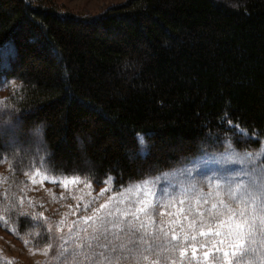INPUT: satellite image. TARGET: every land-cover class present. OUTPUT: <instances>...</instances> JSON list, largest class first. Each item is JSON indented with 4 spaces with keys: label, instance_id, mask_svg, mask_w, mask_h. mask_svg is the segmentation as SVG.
Masks as SVG:
<instances>
[{
    "label": "trees",
    "instance_id": "trees-1",
    "mask_svg": "<svg viewBox=\"0 0 264 264\" xmlns=\"http://www.w3.org/2000/svg\"><path fill=\"white\" fill-rule=\"evenodd\" d=\"M0 132V168L13 176L112 178L115 190L205 148L257 150L264 0H125L97 15L0 0ZM13 195L0 194V215L31 247L46 245L48 227Z\"/></svg>",
    "mask_w": 264,
    "mask_h": 264
},
{
    "label": "rangeland",
    "instance_id": "rangeland-1",
    "mask_svg": "<svg viewBox=\"0 0 264 264\" xmlns=\"http://www.w3.org/2000/svg\"><path fill=\"white\" fill-rule=\"evenodd\" d=\"M56 1L63 9L79 14L97 15L106 8L125 0ZM6 126L12 132L19 128L18 124L15 127H11L10 124ZM15 141L16 137L11 138L7 142V148H11ZM42 143V139L36 137L34 133L29 147L36 151L38 145ZM262 148H264V141L260 148L254 151H241L232 144L226 143L221 150L207 152L209 160H219L222 156L231 153L239 157H244L246 154L255 157ZM204 154L178 167L129 184L120 190L114 189L112 178L101 185L80 178L76 183L65 181L67 185L65 187L60 183L64 177L47 175L42 171L24 173L18 177L13 176L14 172L10 173L0 168V194L5 196L8 193L9 196H15L13 192L20 193L16 197L18 208L14 206V202H10V206L6 207H9L12 212H16L17 208L19 212L30 216L37 225L44 223L48 229H51L48 243L40 248H33L27 239L16 237L14 227L0 215V264H61V262L63 264H217L218 259L222 260V264H264V218L258 213V204L264 203V192H261L259 186L256 190L260 199L257 204L251 206H247L242 201L238 203L239 194L235 200H230L227 192H224L225 203L229 204L233 211L231 218L227 215L224 217L227 222L224 228L219 230L225 233L233 225L240 224L241 227L235 231L242 235L239 239L235 234L227 239L223 235L214 237L216 241L224 240L223 244L217 243L215 246L205 243L203 247L196 244L193 248L185 243L183 247H177V241H172L170 244H155L150 238L146 243H141L138 238L139 233L129 232L126 223L120 227L109 225L107 239H105L98 235V229L91 220L86 224L79 223L85 216H91L92 210L99 208L100 205L107 207L95 213L96 216L114 210V217L128 212L129 215L123 216V219L125 221L131 219V211L139 207L137 202L147 198L143 186L157 180L158 177H164L165 174L172 179H161L160 183L155 185V195L152 197L153 207L157 206V197L163 199L162 190L166 186L175 185L174 191L177 194L182 190L186 193L183 197L184 204H180L177 200L171 207L160 205L162 219L165 221L172 220L174 214L179 213L181 208L187 210L188 201L197 195V191H203L205 194L214 192L215 184L219 181L212 178L220 174L241 178L245 183L256 181L259 185L264 182V156L253 160H224L223 168L217 164H210L203 170L193 166L191 177L173 176ZM47 177L57 178L56 182L50 181ZM180 179L184 180L183 185H180ZM136 185L141 186L139 191L135 190ZM130 188L133 191H128ZM86 206L87 211H85ZM200 207L206 210L210 207V202ZM241 211L244 212L243 217L237 215ZM164 227H168V224L166 223ZM215 230L217 229L214 228L213 231ZM73 233H75L74 236ZM94 236L97 238L93 239ZM198 239L207 238L198 236ZM217 248L220 249L219 252ZM205 251L209 253L207 257L203 255ZM224 252L229 253L228 257H223Z\"/></svg>",
    "mask_w": 264,
    "mask_h": 264
},
{
    "label": "snow or ice",
    "instance_id": "snow-or-ice-1",
    "mask_svg": "<svg viewBox=\"0 0 264 264\" xmlns=\"http://www.w3.org/2000/svg\"><path fill=\"white\" fill-rule=\"evenodd\" d=\"M246 135L245 133H242ZM138 141L141 146H144L145 140L143 136L138 135ZM204 156L197 158L194 161H191L188 166L181 169L178 174H173L175 177H183L187 175L192 176L193 166L197 169L203 170L208 167L210 164L221 165L224 167V160H253L259 159L261 156H264V148L261 149L260 153H257L255 157L251 154H246L244 157H239L235 153H231L225 156H222L219 160H209V153L206 148L204 149ZM243 171V169H241ZM52 182H56L55 177H47ZM80 178L79 177H64L60 180L62 186H67L65 181L76 183ZM170 180L172 177H169L165 174L164 177H158L155 181H150L146 183L144 191L147 198L138 201L139 207L132 210L130 213L131 219L125 221L123 216L129 215L128 212L123 213L121 216H113L114 210H109L103 213L100 216H96L95 213L99 212L100 209L106 208V205H100L99 208L92 210L91 216H85L79 223H87L89 220L93 222V225L98 229V235L107 239L108 226L113 225L114 227H120L126 223L127 229L129 232L139 233V240L141 243H146L147 239L150 238L155 244H170L172 241H177V247H183L185 243L190 244L193 248L196 244L204 246L205 243L211 246H215L217 243L223 244L224 240L216 241L214 237L224 236L227 239L233 234L236 235L237 239L241 237V233L235 231L241 227L240 224H235L233 227L225 233H222L219 229L224 228L225 221L224 217L227 215L229 218L232 216V208L229 204L225 203L224 192H227V196L230 200H235L237 194H239V202H244L247 206L252 204H257L260 196L257 193V187L259 186L261 192H264V182L257 185L256 181H249L245 183L241 178H236L227 174H220L213 177V180L219 181L215 184L214 192H209L205 194L203 191H197V195L193 197L192 200L188 201L187 210L181 208L179 213L174 214V218L170 221H165L162 219L163 213L160 211V205L164 207H171L173 203L177 200L180 204H184L185 200L183 197L186 196L185 191H181L178 194L174 191L175 185L166 186L162 190L163 199L157 197V206L153 207L152 197L155 195V185L160 183V180ZM35 182V181H33ZM180 185L184 184V180L180 179ZM149 185H152L149 187ZM141 188L140 185L135 186V190L139 191ZM128 191H133L130 188ZM203 199H200V198ZM123 202V201H121ZM210 202V207L206 210L202 209L200 205L208 204ZM87 206L85 211H87ZM258 213L264 218V203L258 204ZM239 217L244 216V212L241 211L237 214ZM63 223V221H61ZM168 224V227H164L165 224ZM91 226V225H90ZM217 229L213 231V229ZM51 232V229H48ZM75 233H73V236ZM199 237H205V240H199ZM97 236H94L93 239H96ZM27 245V241L25 242ZM50 246V245H49ZM219 252L220 249L217 248ZM195 253H193L194 255ZM205 257L209 255L207 251L203 253ZM229 253L224 252L223 257H228ZM63 264V262H61ZM217 264H222V260L218 259Z\"/></svg>",
    "mask_w": 264,
    "mask_h": 264
}]
</instances>
